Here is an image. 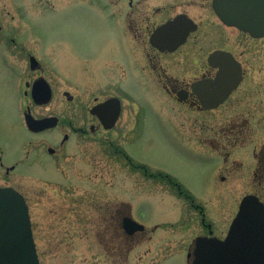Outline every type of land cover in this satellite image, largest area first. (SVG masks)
<instances>
[{
  "label": "flooded vegetation",
  "instance_id": "1",
  "mask_svg": "<svg viewBox=\"0 0 264 264\" xmlns=\"http://www.w3.org/2000/svg\"><path fill=\"white\" fill-rule=\"evenodd\" d=\"M122 1L116 18L91 21L103 39L91 46L99 53L97 58L85 59L83 72L76 67L81 59L76 61V54L68 47L66 52L64 36L45 32L49 23L46 18H0L3 98L14 104L15 112L19 102L24 126L26 113L35 119L55 118L54 125L43 131H28L33 137H51L43 141L40 154L27 151L23 162L39 158L45 163L41 165L43 177L50 178L54 164H61L69 151L66 145L77 136L78 142L91 140L104 157L111 160L117 155L126 169L138 172L143 179L165 184L169 193L186 198L193 206L192 192L176 175L166 167L152 168L146 161L135 160L126 147L143 145L145 138L156 135L179 154V160L170 161L184 165L190 162V167L203 170L186 174L185 180L200 177L225 182L241 170V165L244 167V158H235L234 154L239 146L245 148L248 144L251 182L247 183L251 191L243 197L254 195L264 203V36L222 21L213 11V0H167L162 4L159 0ZM194 8L204 14L194 16ZM215 26L232 30L234 37L220 41L216 35L210 39ZM76 40L79 42L81 37ZM229 42L234 48L224 45ZM109 51H114L116 58L110 60L106 54ZM69 55L74 60L70 72L66 71ZM68 81L90 84L91 93L85 105L79 103L76 109L66 112L64 99L74 100L73 95H66ZM46 98L47 103H43ZM53 104L57 111L41 112ZM160 119L169 124L162 127V137L157 132ZM109 124L112 126L107 127ZM13 126L11 119L8 128ZM4 157L0 148V167L8 177L23 162L20 157ZM11 160L19 161L6 167ZM230 162L239 170H230ZM30 171L34 174L39 168L31 167ZM110 175L111 165L105 174L96 177ZM199 209L204 217L203 208ZM107 212L112 213V209ZM115 218H108L110 224L114 221L122 230L125 217ZM201 221L207 230L201 236L219 238L205 218ZM192 247L191 243L188 250Z\"/></svg>",
  "mask_w": 264,
  "mask_h": 264
},
{
  "label": "rangeland",
  "instance_id": "2",
  "mask_svg": "<svg viewBox=\"0 0 264 264\" xmlns=\"http://www.w3.org/2000/svg\"><path fill=\"white\" fill-rule=\"evenodd\" d=\"M166 2L159 0L158 4ZM122 4V0H0V18H46L49 23L45 32L64 36L66 52H69L68 47L71 53L76 54V61L81 59L76 67L83 72L87 64L85 59L97 58L99 53L91 46L94 47L95 40L98 45L103 39L91 21L116 18ZM192 14L196 16L204 12L194 8ZM213 30L210 39L214 40L216 35L220 41L234 37L230 29L215 26ZM77 36L81 37L79 42ZM219 42L214 43L220 45ZM232 44L224 45L233 47ZM106 54L110 60L117 56L114 51ZM73 67L74 60L69 55L66 71L70 72ZM72 83L68 81L64 87L74 96L70 102L64 99L63 110L66 112L76 109L79 103L85 105L91 93L90 84ZM3 94L5 91L0 84V148L4 151V158L20 157L23 162L27 151L40 154L43 141L51 134L33 137L23 125L19 102L15 112L14 104L9 100L6 102ZM40 110L42 113L57 111V105L49 106L47 111ZM11 119L12 129L8 128ZM159 125L161 128L157 132L162 137V127L167 128L169 124L167 120L160 119ZM76 137L73 136L66 145L69 151L61 164H54L52 173L48 175L50 178L43 177L41 165L45 163H41L39 158L31 163H20L8 177H5V169L0 167V186L17 189L28 200L41 264H187L188 247L196 237L207 233L201 220L205 218L212 225L215 236L223 238L243 195L251 191V185L247 183V180L251 182L248 176V144L245 148L239 146L234 154L235 158H244L241 161L244 167L241 165L239 170L230 162L227 167L239 171L232 173L225 182L219 179L210 182L200 177L185 180L183 176L186 174L203 173V170L190 167V162L184 165L170 161L179 160V154L174 148L169 149L166 141L156 135L145 138L143 145L126 147L135 160L146 161L152 168L166 167L176 175L194 196L191 206L186 198L169 193L170 188L165 184L143 179L138 172L126 169L124 161L117 155L110 160L103 156L97 144L91 140L79 139L78 142ZM137 146L140 150H136ZM19 160H11L5 166L10 167ZM110 165V176L96 177L99 173L105 174ZM35 166L39 171L34 175L30 168ZM196 207L203 208L204 217ZM109 209L112 213H106ZM111 215L115 219L121 215L130 216L143 224L145 231L127 236L114 221L110 224L108 218Z\"/></svg>",
  "mask_w": 264,
  "mask_h": 264
},
{
  "label": "water",
  "instance_id": "3",
  "mask_svg": "<svg viewBox=\"0 0 264 264\" xmlns=\"http://www.w3.org/2000/svg\"><path fill=\"white\" fill-rule=\"evenodd\" d=\"M213 9L229 25L264 36V0H213ZM53 120L26 115L27 126L34 132L54 125ZM123 229L134 235L144 226L127 217ZM0 264H40L28 206L12 188H0ZM191 264H264V204L256 196H245L224 240L196 239Z\"/></svg>",
  "mask_w": 264,
  "mask_h": 264
}]
</instances>
